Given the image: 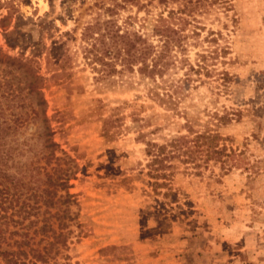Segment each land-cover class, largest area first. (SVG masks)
<instances>
[{
	"label": "rangeland",
	"instance_id": "374dc122",
	"mask_svg": "<svg viewBox=\"0 0 264 264\" xmlns=\"http://www.w3.org/2000/svg\"><path fill=\"white\" fill-rule=\"evenodd\" d=\"M106 7L154 44L200 26L190 62L209 30L228 52L211 75L176 61L155 98L150 80L105 75L84 48L85 26ZM55 42L62 68L45 61ZM41 84L53 148L40 118L26 117ZM139 131L177 151L174 175L151 169ZM196 133L211 137L197 146ZM9 149L16 165L39 156L53 177L70 176L73 198L57 188L50 212L76 215L63 218L66 244L49 264H264V0H0V156Z\"/></svg>",
	"mask_w": 264,
	"mask_h": 264
},
{
	"label": "trees",
	"instance_id": "16d2710c",
	"mask_svg": "<svg viewBox=\"0 0 264 264\" xmlns=\"http://www.w3.org/2000/svg\"><path fill=\"white\" fill-rule=\"evenodd\" d=\"M105 10L109 12L107 17L85 26L81 35L82 40L86 42L84 48L92 53L91 60L108 67L105 75L117 73L122 76L128 73L136 74L138 79L150 80L152 83L149 87L150 94L155 98L161 94L159 88L164 85L165 72L176 65V61L179 65H184L186 74L189 71L196 73L203 71L206 75H211L214 68L210 65L218 56L228 52V46L220 42L221 32L209 30L200 39V43L207 42V46L196 52L195 62H190L188 55L185 54L188 49V38L192 37L194 43H197L200 37L197 27L201 28L200 26L192 25L187 30L167 34L159 43L154 44L147 34L134 27L131 15H127L123 22L118 24L115 8L106 7ZM60 46L55 42L51 52L45 56L46 64L58 63L61 68L66 64L67 53H60L58 51ZM177 53L183 54L179 56ZM27 71L31 74L30 66H27ZM36 79L42 82L45 77L37 75ZM31 84L28 83L29 86ZM39 87L36 99L38 108L32 114L27 113L26 117L40 118L45 129L46 147L53 148L57 144L51 137L53 131L47 116V99L42 84ZM222 117L219 116L220 119ZM185 123L188 129H191L187 118ZM210 137L209 134L196 133L194 141L199 146L202 143L201 139L206 141ZM137 138L145 141V152L151 156L148 162L151 169L161 177L174 175L175 170L172 168L174 164L168 159L178 154L177 151H166L165 144L145 140V132L142 131L138 132ZM172 141L175 143L173 139L170 140ZM12 158V149L7 150L4 157L0 156V264H49L51 256L48 253L52 247L57 243L61 246L66 244L67 233L62 230L66 223L63 218L67 216L68 219H72L76 215L67 214L65 209L62 212L58 209L50 212V208L54 207L57 188L65 190L62 199L64 202L68 203L73 198L74 194L68 190L71 186L70 176L53 177L52 172L46 168L49 160L40 165L39 156L18 165L13 163ZM40 173L45 177L46 186L41 187L37 184ZM30 199L31 201H28ZM41 204L45 205L42 211ZM43 212H47V215ZM52 216L57 220V228L52 226L54 222L50 220ZM37 235L39 238L35 240ZM48 237L51 239L39 248L40 242ZM54 252H57V249Z\"/></svg>",
	"mask_w": 264,
	"mask_h": 264
}]
</instances>
